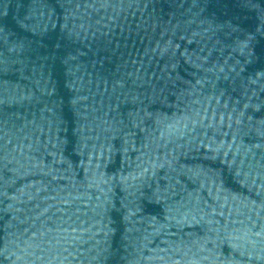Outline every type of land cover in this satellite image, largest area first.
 Returning <instances> with one entry per match:
<instances>
[{
	"label": "water",
	"instance_id": "obj_1",
	"mask_svg": "<svg viewBox=\"0 0 264 264\" xmlns=\"http://www.w3.org/2000/svg\"><path fill=\"white\" fill-rule=\"evenodd\" d=\"M0 264H264V0H0Z\"/></svg>",
	"mask_w": 264,
	"mask_h": 264
}]
</instances>
